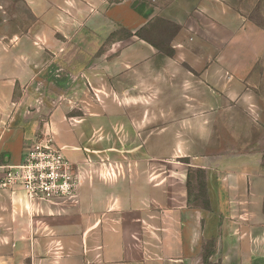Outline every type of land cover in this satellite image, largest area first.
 Masks as SVG:
<instances>
[{
	"label": "crops",
	"instance_id": "1",
	"mask_svg": "<svg viewBox=\"0 0 264 264\" xmlns=\"http://www.w3.org/2000/svg\"><path fill=\"white\" fill-rule=\"evenodd\" d=\"M19 2L31 24L0 32V164L51 135L82 182L75 204L0 191V264H264V28L245 0ZM116 105L151 123L110 126ZM223 116L241 152L183 162ZM189 169L208 209L188 203Z\"/></svg>",
	"mask_w": 264,
	"mask_h": 264
},
{
	"label": "built area",
	"instance_id": "2",
	"mask_svg": "<svg viewBox=\"0 0 264 264\" xmlns=\"http://www.w3.org/2000/svg\"><path fill=\"white\" fill-rule=\"evenodd\" d=\"M81 177L80 168L55 146L51 135H45L19 164H0V191H21L30 204H75Z\"/></svg>",
	"mask_w": 264,
	"mask_h": 264
},
{
	"label": "rangeland",
	"instance_id": "3",
	"mask_svg": "<svg viewBox=\"0 0 264 264\" xmlns=\"http://www.w3.org/2000/svg\"><path fill=\"white\" fill-rule=\"evenodd\" d=\"M245 4L249 9V18L255 22L257 25L264 28V0H245ZM32 20L30 18V14L28 9L19 2V0H0V32L2 27H17L23 26L27 28L31 24ZM19 23V25H17ZM25 26H24V25ZM20 27V29H21ZM109 106H111L110 101L108 102ZM113 108H117L120 113L119 116H114L113 113L107 115L106 123L112 126L114 123H128L130 119L137 120V122H146L148 124L151 123V116H147L148 111H144V106H122L116 105ZM109 110V109H108ZM148 120V121H147ZM223 124L219 123V128L213 131V146L211 147H202L198 148H189L186 149V152L179 155H185L187 159H183V162H187L188 157L192 154H201L202 156H225L228 153L241 152V147L239 146L235 151L232 147L231 136L225 130V117H222ZM221 125V126H220ZM145 125L142 130L144 134H146ZM254 136H257V133H253ZM241 139V133H239V140ZM146 143V142H145ZM143 143V144H145ZM173 154L175 152L173 151ZM192 172L190 173V182L188 187V195L191 199V202H194L196 205L204 206L207 202L208 195L206 190V182H205V172L200 169H190Z\"/></svg>",
	"mask_w": 264,
	"mask_h": 264
},
{
	"label": "trees",
	"instance_id": "4",
	"mask_svg": "<svg viewBox=\"0 0 264 264\" xmlns=\"http://www.w3.org/2000/svg\"><path fill=\"white\" fill-rule=\"evenodd\" d=\"M141 35V34H139ZM192 171L189 169L188 170V173H187V190H188V187H189V182H190V173ZM189 205L193 206V207H200V208H204V209H208L209 207V202H208V199H207V202L204 204V206H199V205H196L194 202H191V199L189 198V201H188Z\"/></svg>",
	"mask_w": 264,
	"mask_h": 264
}]
</instances>
